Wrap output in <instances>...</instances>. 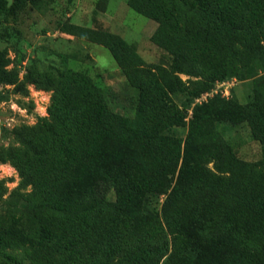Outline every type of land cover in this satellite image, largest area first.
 Listing matches in <instances>:
<instances>
[{
    "label": "trees",
    "instance_id": "16d2710c",
    "mask_svg": "<svg viewBox=\"0 0 264 264\" xmlns=\"http://www.w3.org/2000/svg\"><path fill=\"white\" fill-rule=\"evenodd\" d=\"M27 1L0 0V25ZM128 4L158 24L151 40L172 56L169 68L147 66L116 34L69 22L61 31L111 52L140 88L137 110L165 159L138 152L129 121L85 74L30 68L22 80L0 51V85L24 96L29 86L52 93L49 115L15 128L18 145L0 147V162L15 167L19 189H30L34 202L29 215L0 221V246L53 264H264V171L248 169L216 128L231 102L216 96L194 107L173 188L182 142L163 135L184 124L172 96L188 95V108L217 81L254 79L255 137L264 155V0ZM10 36L0 28V38ZM207 59L217 62L212 72ZM168 235L177 250L170 252Z\"/></svg>",
    "mask_w": 264,
    "mask_h": 264
},
{
    "label": "rangeland",
    "instance_id": "374dc122",
    "mask_svg": "<svg viewBox=\"0 0 264 264\" xmlns=\"http://www.w3.org/2000/svg\"><path fill=\"white\" fill-rule=\"evenodd\" d=\"M67 22L120 36L147 66L169 68L172 63V56L151 40L158 24L134 11L128 0H30L9 22L0 25L11 35L0 38V51L10 60L8 68L16 70L22 80L30 68L52 74L63 70L85 74L100 89L106 106L129 121L138 152L150 159H165L157 153V138L149 131L146 116L137 110L140 88L131 82L108 49L63 33L61 27ZM213 65L217 62L205 60L208 72L214 70ZM29 90V95L24 96L16 93L14 86L0 85V147L18 145L13 133L15 128L34 125L39 118L49 115L52 93L36 90L34 86H29ZM216 96L231 102L224 121L216 125L220 141L230 144L248 169L264 171L262 144L255 137L254 79L228 77L217 81L210 92L196 98L191 107L185 108L188 95L172 96L175 115L184 117L183 125L163 132L171 140L182 142L180 165L171 176L172 188L183 161L185 140L193 125L194 107ZM211 167L210 164L208 168ZM19 184L15 167L0 162V221L32 213L31 190H21ZM165 199L166 195H161L154 204L157 211L161 212ZM51 209V206L46 207V210ZM167 240L170 252L179 248L171 235ZM0 262L53 264V260L42 257L34 260L22 250L4 246H0Z\"/></svg>",
    "mask_w": 264,
    "mask_h": 264
},
{
    "label": "built area",
    "instance_id": "2783aa9c",
    "mask_svg": "<svg viewBox=\"0 0 264 264\" xmlns=\"http://www.w3.org/2000/svg\"><path fill=\"white\" fill-rule=\"evenodd\" d=\"M37 90V89H36ZM39 91H41V90H39Z\"/></svg>",
    "mask_w": 264,
    "mask_h": 264
}]
</instances>
